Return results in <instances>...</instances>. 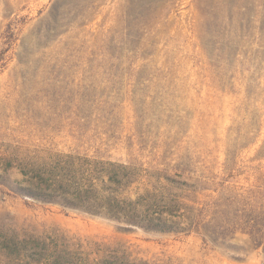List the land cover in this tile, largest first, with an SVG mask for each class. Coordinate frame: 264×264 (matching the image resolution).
<instances>
[{"label":"rangeland","instance_id":"1","mask_svg":"<svg viewBox=\"0 0 264 264\" xmlns=\"http://www.w3.org/2000/svg\"><path fill=\"white\" fill-rule=\"evenodd\" d=\"M0 264H264V0H0Z\"/></svg>","mask_w":264,"mask_h":264}]
</instances>
